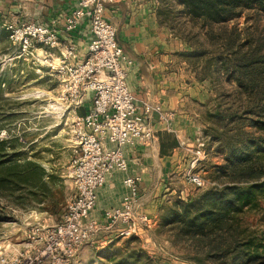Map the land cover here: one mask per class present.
I'll use <instances>...</instances> for the list:
<instances>
[{"label":"rangeland","instance_id":"rangeland-1","mask_svg":"<svg viewBox=\"0 0 264 264\" xmlns=\"http://www.w3.org/2000/svg\"><path fill=\"white\" fill-rule=\"evenodd\" d=\"M158 2L157 19L166 30L170 53L164 67L173 76L175 88L181 89L187 99L182 115L178 114L184 117L180 127L188 130V138L199 137L207 145L206 158L193 170L206 186L198 189L186 181L193 153L189 157L182 151L164 162L155 150L156 171L140 188L138 214L147 219V225L141 224L134 241L113 233L100 234L78 251L71 264H120L122 258L137 251L145 252L154 264H219L201 250L198 252L190 240H182L176 231L163 228V217L177 201L187 202L227 183L219 173L227 156L220 135L235 130L228 118L243 113L239 117L245 119L251 105L231 62L234 51L248 50V43L264 52V15L256 10L244 11L228 23L205 25L181 14L183 7L175 0ZM20 4L21 0H0V142L6 153L17 156V165L26 166L22 168L25 174L21 187L8 188L0 197V259L8 261L32 250L28 235L34 228L59 224L68 202L77 193L70 177L78 150L73 137L75 114L64 98L62 78L36 53L32 57L10 38L6 24L36 22L21 16ZM195 52L203 56L195 58L191 54ZM217 113L226 120L220 122L214 116ZM243 130L264 138V132L249 126ZM155 136L158 140L156 131ZM14 162L8 165L16 166ZM28 164L43 169V177L28 172ZM135 175L140 184L144 182L140 173ZM261 207L259 212L246 214L242 221L244 229L258 235L264 234V203Z\"/></svg>","mask_w":264,"mask_h":264},{"label":"built area","instance_id":"built-area-1","mask_svg":"<svg viewBox=\"0 0 264 264\" xmlns=\"http://www.w3.org/2000/svg\"><path fill=\"white\" fill-rule=\"evenodd\" d=\"M114 1L78 0L62 27L38 22L6 24L10 38L24 52L32 57L36 53L63 80L64 98L75 114L73 137L78 150L70 177L77 193L59 224L38 226L30 232L28 247L32 250L10 261L0 259V264H71L78 251L100 234L129 238L138 236L141 224L147 225V219L138 214L140 178L136 175L125 177L126 194L119 207L106 210L102 222L93 216L98 190L106 185L108 177L129 171L125 148L154 147V115L168 129L174 120V114L164 111L160 104L145 102L141 109L138 106L127 81L133 61L118 43L117 30L105 18L107 5ZM83 26L90 31L91 39L85 53L80 54L73 34ZM60 48L63 51L57 58L47 52ZM88 95L92 97L90 109L77 116ZM192 144V148L182 144L194 155L186 181L204 189L205 181L193 170L206 158L207 145L199 137Z\"/></svg>","mask_w":264,"mask_h":264},{"label":"trees","instance_id":"trees-1","mask_svg":"<svg viewBox=\"0 0 264 264\" xmlns=\"http://www.w3.org/2000/svg\"><path fill=\"white\" fill-rule=\"evenodd\" d=\"M180 12L205 25H220L235 20L244 11L256 10L264 15V0H175ZM250 42V41H249ZM234 51L231 67L239 84L249 97L245 114L254 118L231 115L228 120L235 130L223 133L226 163L219 173L227 179L221 187L211 188L187 202L177 201L166 209L163 228H169L182 240H190L209 260L219 264H264V234L244 229L246 214L259 212L264 203V138L243 132L245 126L264 132V52L253 48ZM200 58L203 53H191ZM236 114H239L238 112ZM220 122L226 118L214 115ZM246 121V122H245ZM248 122V123H247ZM233 132V133H232ZM219 138V137H218ZM16 155L6 153L0 142V197L8 188H20L24 165H17ZM16 166H12V162ZM9 163L10 166L8 165ZM30 171L44 175L43 169L28 164ZM18 172H16L15 170ZM132 237L131 241H134ZM143 251L122 258L120 264H154Z\"/></svg>","mask_w":264,"mask_h":264},{"label":"crops","instance_id":"crops-1","mask_svg":"<svg viewBox=\"0 0 264 264\" xmlns=\"http://www.w3.org/2000/svg\"><path fill=\"white\" fill-rule=\"evenodd\" d=\"M77 1L21 0V16L38 23L47 25L56 23L57 26L62 27L67 16L76 8ZM158 1L115 0L106 7V20L117 30L118 43L133 61V65L129 68L127 81L137 99L138 106L141 109L145 102L160 104L166 112L174 114V120L171 128L168 129L159 123L158 115H154L152 125L158 134L154 147L125 148V155L129 161L128 173H113L108 177L106 185L98 190V201L93 216L100 222L103 221L102 215L106 210L122 204L126 194L123 181L127 175L140 173L144 181L140 184V188L149 182L156 171L154 167L156 160L153 158L155 150L163 157L164 162L175 159L182 151L191 157V152L182 144L187 143L188 147H192V142L197 138L196 136L188 138V130L185 131L180 127L184 117L179 115L184 110V102H187V99L183 96L181 89L175 88L172 83L173 76L164 67V62L170 53H167L169 47L166 30L160 27L157 19ZM73 39L79 53L84 54L90 42L91 33L83 26L73 34ZM62 43L65 45V39ZM62 51L63 48H60L49 50V53L57 58ZM91 105L92 97L88 95L82 107L76 112L77 116L85 115Z\"/></svg>","mask_w":264,"mask_h":264}]
</instances>
